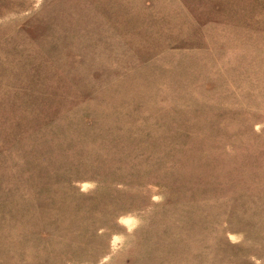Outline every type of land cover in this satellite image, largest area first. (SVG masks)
Masks as SVG:
<instances>
[{"label": "rangeland", "instance_id": "374dc122", "mask_svg": "<svg viewBox=\"0 0 264 264\" xmlns=\"http://www.w3.org/2000/svg\"><path fill=\"white\" fill-rule=\"evenodd\" d=\"M0 264H264V0H0Z\"/></svg>", "mask_w": 264, "mask_h": 264}]
</instances>
